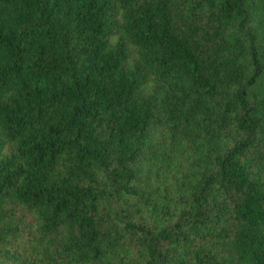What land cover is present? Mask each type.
I'll use <instances>...</instances> for the list:
<instances>
[{"label":"trees","instance_id":"trees-1","mask_svg":"<svg viewBox=\"0 0 264 264\" xmlns=\"http://www.w3.org/2000/svg\"><path fill=\"white\" fill-rule=\"evenodd\" d=\"M0 264H264V0H0Z\"/></svg>","mask_w":264,"mask_h":264},{"label":"rangeland","instance_id":"rangeland-1","mask_svg":"<svg viewBox=\"0 0 264 264\" xmlns=\"http://www.w3.org/2000/svg\"><path fill=\"white\" fill-rule=\"evenodd\" d=\"M142 178H145L144 176H142ZM141 186L139 187V189L142 191V192H145V193H151L153 191V183L152 182H149V181H146V179H143L141 181Z\"/></svg>","mask_w":264,"mask_h":264}]
</instances>
